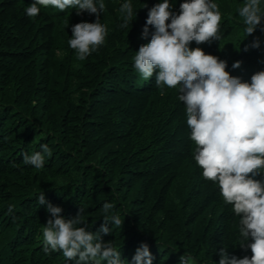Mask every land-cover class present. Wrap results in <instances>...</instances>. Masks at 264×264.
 <instances>
[{"label":"trees","instance_id":"obj_1","mask_svg":"<svg viewBox=\"0 0 264 264\" xmlns=\"http://www.w3.org/2000/svg\"><path fill=\"white\" fill-rule=\"evenodd\" d=\"M35 2L0 0V264H75L62 251H44L42 227L54 219L49 203L65 220L82 208L80 226L92 233L104 223L102 205L113 204L110 214L123 225L109 224L111 232L100 235L125 264H134L142 244L153 264H180L182 255L219 264L222 248L250 258V248L240 246V217L194 160L179 86H157L155 72L144 80L134 68L136 52L155 32L147 25L143 34L149 10L163 0H103L99 14L38 5L29 17ZM126 2L136 17L123 27ZM183 2L170 0L171 11L178 14ZM213 2L220 39L190 47L226 61L233 77L250 83L264 71V17L246 37L238 14L246 0ZM260 6L264 13V0ZM97 19L107 28L105 42L80 60L68 44L72 27ZM42 144L52 153L44 167L25 164L24 155L41 152Z\"/></svg>","mask_w":264,"mask_h":264},{"label":"clouds","instance_id":"obj_2","mask_svg":"<svg viewBox=\"0 0 264 264\" xmlns=\"http://www.w3.org/2000/svg\"><path fill=\"white\" fill-rule=\"evenodd\" d=\"M38 5L60 11L72 7L78 14H99L105 9L103 0H36L27 7L26 14L37 16ZM260 5L261 0H246L239 9L246 37L255 32L264 17ZM171 8L170 0H163L149 10L143 34H148L147 25L153 26L155 32L150 42L136 52L134 68L144 80L155 72L157 86H179V100L186 107L190 139L195 144L194 160L203 179L218 185L223 202L232 205V211L240 217V246L250 248L252 255L230 257L222 248L219 264H264V181L255 178L264 175V71L253 74L250 83L242 82L226 70V61L206 54L200 47H190L192 42L199 45L220 39L222 16L213 0H184L178 14ZM120 12L123 27L136 17L128 2ZM106 35L107 28L99 19L94 23L81 22L72 27L68 44L84 60L104 44ZM252 47L258 48L259 42L255 41ZM240 65L237 61L233 68ZM41 149L25 154L24 163L43 168L45 154L50 157L52 153L47 144H42ZM38 203L45 204L43 193L38 196ZM13 207L9 206V212ZM113 207L111 203L102 205L104 223L92 233L80 226L85 223L82 208L75 218L65 220L60 216L61 207L49 203L47 212L54 219H48L42 227L44 251H62L65 259L75 264H125L120 251L111 242H103L100 235L111 232L109 224L123 225L118 215L110 214ZM133 261L153 264L147 244L137 248ZM180 264H193V258L182 255Z\"/></svg>","mask_w":264,"mask_h":264}]
</instances>
